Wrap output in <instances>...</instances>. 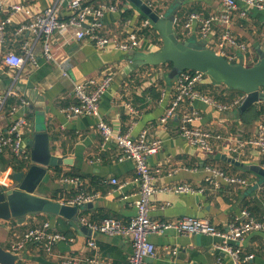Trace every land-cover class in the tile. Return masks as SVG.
Returning <instances> with one entry per match:
<instances>
[{
  "label": "crops",
  "instance_id": "1",
  "mask_svg": "<svg viewBox=\"0 0 264 264\" xmlns=\"http://www.w3.org/2000/svg\"><path fill=\"white\" fill-rule=\"evenodd\" d=\"M93 5L102 3L117 7V11L107 12L103 18L105 32L115 38L123 39L128 31L140 27L144 20L142 14L129 0H85ZM160 15L176 13V23L191 11L203 17L219 13L222 0H143ZM7 4L20 3L28 6L34 13L44 12L52 6L53 0H5ZM132 11V17L126 19L125 14ZM179 14H182L181 16ZM6 13L1 17L6 18ZM62 17L68 18V8L62 10ZM190 17V16H189ZM150 21V20H149ZM29 22L25 14H18L5 30V39L0 44V96L13 86L27 100V107L18 113L28 118L29 127L25 138L27 144L33 139L35 128L39 124L46 126L50 134V148L54 155L67 157L72 163L58 167L60 174L51 168L49 175L41 184L39 192L52 198L58 193L59 200L66 201L80 193L97 195L92 206L81 209L79 217L85 216L91 221L116 218L129 222L136 215V203L139 200V187L134 183L135 165L132 161H119L118 147L114 142L103 146V137L98 129L99 120L123 132L130 131L133 138H138L144 129L149 130V139H160L163 142L161 151L149 158L151 169L157 176L159 187L179 184H190L194 187L207 186L205 179L208 169L215 167L229 175L247 179L246 186L222 184L217 191L207 189L204 193L168 194L157 193L152 199L151 218L159 221H174L185 217L199 218L209 221L216 228L226 231L230 222L241 217L243 210L250 212L260 221H264V186L262 180L252 172L236 167L225 161L224 156L232 155L228 151V142L223 140L214 143L213 150L206 152L191 146L180 135L179 126L183 114L196 110L200 118L195 126L211 129L224 137L242 134L253 137L257 133L258 124L243 123L239 108L230 111H220L218 108L203 103L200 100L185 101L177 115L162 125L166 109L178 93V73L174 67L167 64L142 65V57L153 54L162 48L161 36L159 43H154L149 37L138 31L139 47L135 51L117 52L115 50H99L87 38L78 40L74 30L55 31L47 42L53 59L44 54L45 37L39 38L33 32L20 34L22 25ZM151 22V21H150ZM152 24V22H151ZM184 24V23H183ZM183 24L178 33L185 37L183 41L205 42L208 48L215 49L221 41L224 26L217 25L213 33L204 38L199 25L191 32L184 30ZM153 24L150 26L152 27ZM154 27V26H153ZM147 28V27H146ZM144 29V28H143ZM177 29V28H176ZM233 34L251 49L250 61L259 59L258 49L264 51V11L248 10L246 19L235 18L231 26ZM157 34L158 31L156 30ZM160 35V34H159ZM34 48L37 66L25 64L21 70L4 65V56L13 52L24 55V45ZM139 55V56H138ZM247 59V56H245ZM242 58V57H241ZM113 74V82L103 95L98 116H83L68 119L63 109L76 105L75 86L90 79L102 80L106 74ZM18 79L14 83V77ZM206 82V79L205 81ZM203 82V83H204ZM13 104L19 103L18 97L9 98ZM8 99V101H9ZM8 101L0 115V132L6 131L12 115ZM133 106L138 116L131 114L127 107ZM30 105L35 109L31 110ZM40 111H44L42 116ZM135 121L132 125V121ZM0 169L7 179L1 181L10 184L15 172L10 165H2L1 158L8 159L10 154H0ZM245 163L259 164L261 156L256 149L246 150L242 158ZM28 166L24 169L27 170ZM65 175L78 177L81 184L78 188L61 184ZM119 180L123 186L119 188L112 184V179ZM3 186L0 185V188ZM83 212H86L83 214ZM100 222V221H99ZM43 224H49L52 230H66L68 220L51 215L29 216L24 224L15 221L5 222L6 227L0 228V244L10 250L12 244L28 229ZM26 226H29L26 228ZM70 226V225H69ZM72 229L71 243L57 244L52 253H47L37 245L29 246L19 264H64L67 257H77L81 264H87V258L95 254L102 261L116 264H126L132 254V240L127 236H111L93 233L92 236ZM93 237L97 250L88 246ZM151 241L157 249V257L149 259L153 264H234L228 254L219 251L216 246L222 244L217 237L201 234L183 236L175 232L153 235ZM238 246L244 255H254L255 258L247 264H264V234L254 232L239 241Z\"/></svg>",
  "mask_w": 264,
  "mask_h": 264
},
{
  "label": "built area",
  "instance_id": "2",
  "mask_svg": "<svg viewBox=\"0 0 264 264\" xmlns=\"http://www.w3.org/2000/svg\"><path fill=\"white\" fill-rule=\"evenodd\" d=\"M151 6V4L149 5ZM68 8V18L62 17V10ZM256 9L264 11V0H222V9L219 13L203 17L199 14H191L188 20L183 24L184 30L191 32L194 26L199 25L200 32L204 38H208L217 25L224 26V33L221 41L214 50L217 54L225 57L230 63H237L243 59L245 64L250 61L251 49L247 43L242 42L236 37L231 29L235 18L246 19L248 10ZM117 7L111 4L102 3L93 5L85 0H53L52 6L44 12L34 13L28 6L20 3L7 4L5 0H0V44L5 39V30L16 15L25 14L29 17V22L22 25L19 33L33 32L39 38L45 37L44 54L48 59H53L50 53L47 38L55 31L74 30L78 40L89 39L99 50H115L117 52L135 51L139 47L138 31L150 27L149 20H144L140 27L127 32V36L118 39L108 35L105 32L103 18L107 12H116ZM6 13L7 17L3 20L1 17ZM211 49V48H210ZM24 55L19 56L9 52L4 56L3 63L9 67L21 70L28 62L37 66V58L34 48L28 43L24 45ZM247 56V59L246 57ZM242 57V58H241ZM19 75L14 77V83ZM207 77L204 73L194 71H184L178 79V93L171 102L170 106L164 112L160 122L166 125L172 120L181 105L189 100H200L203 103L210 104L220 111H230L238 109L246 100V95H241L234 102L229 104L216 102L213 98L205 96L195 88L198 84L205 81ZM113 82V74H106L102 80L90 79L84 83L75 86V96L78 100L76 105L64 108L62 111L68 119L83 116H98L100 101L103 95L108 91ZM264 93V89H262ZM18 97L19 103L14 104L10 110L11 122L6 131L0 132V154H10L20 160L31 161V148L25 138L28 133V118L20 111L27 107V100L13 89H8L5 95L0 96V115L4 111L9 98ZM131 114L138 116V111L127 104ZM200 118L196 110L183 114L180 121L179 131L191 146L209 152L213 150L214 143L219 141L228 142V151L235 155L239 161L246 155V150L256 149L261 156L259 165L264 169V122L258 124L257 133L253 137H246L242 134H235L229 137L215 132L211 129H204L194 125ZM132 121L134 125L135 121ZM98 129L103 137V146L107 142H114L118 147L119 161H132L135 165V177L133 179L139 187V200L136 203V215L129 222H124L116 218H106L100 222H91L85 216L79 217L82 226H87L93 233L106 234L111 236H127L132 240V254L126 264H153L149 259L157 257V249L151 241L153 235H162L169 232H175L179 235L189 236L201 234L210 237H217L222 240V244L216 248L230 256L234 264H247L252 261L254 255H244L238 246L245 236L261 232L264 234V221L258 220L249 210L245 209L241 217L230 222L226 231H222L212 225L209 221L185 217L174 221H159L151 218L152 199L157 193L168 194H189L196 195L204 193L207 189L217 191L222 184L246 186L247 179L236 175L226 174L219 168H209L208 176L205 179L207 186L194 187L190 184H179L173 186L159 187L156 184L157 176L151 169L149 158L157 155L163 146V142L156 139H149V130L144 129L138 138H133L130 131L123 132L116 129L105 121L99 120ZM8 176L3 174L0 169V188L4 191L16 187L14 179L10 178V184L2 182ZM61 184L71 185L78 188L81 181L78 177H68L63 175L60 179ZM112 184L122 188L119 180L112 179ZM97 198V195L89 193H80L66 201L64 204L77 205L79 207L88 205ZM74 239L58 231L52 230L49 224L32 227L24 232L12 244L11 251L16 254H23L31 245L42 247L47 253H52L54 247L59 243H71ZM89 248L97 250V244L93 237L88 242ZM87 264H116L109 261H102L97 254L92 258H87ZM82 260L77 257L69 256L64 264H81ZM220 264H223L222 262Z\"/></svg>",
  "mask_w": 264,
  "mask_h": 264
},
{
  "label": "water",
  "instance_id": "3",
  "mask_svg": "<svg viewBox=\"0 0 264 264\" xmlns=\"http://www.w3.org/2000/svg\"><path fill=\"white\" fill-rule=\"evenodd\" d=\"M143 16L148 18L161 36L162 48L153 54L142 57V65H162L172 63L178 73L194 71L204 73L215 84H224L229 88L242 91L246 100L239 107L244 112L251 106L264 101V51L258 49L259 60L248 66L243 59L230 63L225 57L217 54L201 41H183L180 39L175 23L176 13L160 15L143 0H129ZM139 56V55H138ZM31 110L35 109L30 105ZM38 115L45 114L40 111ZM31 148V163L27 170L15 171L14 189H0V228L6 227L5 222L16 221L24 224L31 215L44 214L62 217L76 231L93 235L87 226H82L79 219L81 209L91 207L68 205L52 199L39 192L41 184L49 175L51 168L70 165L67 157L53 154L50 148V134L46 126L39 124L35 128L33 139L29 142ZM228 163L257 175L264 186V169L259 164H249L235 157L224 156ZM22 254H16L0 244V264H19Z\"/></svg>",
  "mask_w": 264,
  "mask_h": 264
},
{
  "label": "trees",
  "instance_id": "4",
  "mask_svg": "<svg viewBox=\"0 0 264 264\" xmlns=\"http://www.w3.org/2000/svg\"><path fill=\"white\" fill-rule=\"evenodd\" d=\"M156 9V8H154ZM157 12L160 13V10L157 9ZM193 14V11H191L187 16H184V18L182 20H179L180 22L177 23V26H176V31L178 33V28L181 24L185 23L189 16ZM180 16L182 14H179ZM125 17L126 19L128 18H131L132 17V11L131 10H128L125 14ZM142 19H147L145 16H141ZM141 34H144L146 37H149L152 42L154 43H159V38H160V35L157 34L156 32V29L152 26V27H147V28H144L140 31ZM179 37L181 40H184L185 37L182 36L181 34H179ZM258 58L255 62H247L246 65L248 66H252L254 64H256L258 62ZM170 68L173 67L172 63H168L167 64ZM206 78V82L204 83H201V84H198L196 86V90L198 92H200L201 94L205 95V96H208V97H211L213 98L216 102H219V103H224V104H229V103H232L234 102L235 99H237L238 97H240L241 95H244V93L242 91H238V90H235V89H232V88H229L227 87L226 85L224 84H215L213 83L209 77H205ZM14 102L12 99H9L8 101V108L10 110V105H12ZM241 118L243 120V123L245 124H251L253 122H257V121H263L264 122V101L258 103V104H255L253 106H251L250 108H248L247 110H245L244 112H241ZM11 156V155H10ZM0 157H3V156H0ZM1 164L2 165H10L12 166L13 170L14 171H22L24 170L27 166H28V161L26 160H20L14 156H11L9 157L8 159H5V158H1ZM55 170L60 174V170L59 168H55ZM68 176V175H67ZM58 193H54L53 196H52V199H55V200H59L58 198ZM73 198L72 196L70 197H67L66 200H69ZM252 213H254V211L252 209H250ZM249 210V211H250ZM86 213V212H83V214ZM38 215H41V214H36V215H33V216H38ZM107 217L104 216L102 217L101 219L98 220L99 221H102L103 219H106ZM15 223V221H13ZM91 222H96V219L95 218H92L91 219ZM29 227V226H26V228ZM67 229L66 230H62L60 231V233L68 236V237H72V229L70 228V226H66Z\"/></svg>",
  "mask_w": 264,
  "mask_h": 264
}]
</instances>
